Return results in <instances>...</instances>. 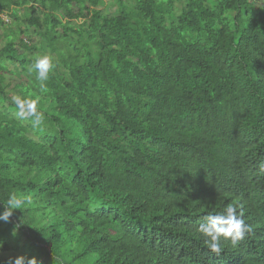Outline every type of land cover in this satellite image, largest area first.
I'll list each match as a JSON object with an SVG mask.
<instances>
[{"label": "trees", "instance_id": "16d2710c", "mask_svg": "<svg viewBox=\"0 0 264 264\" xmlns=\"http://www.w3.org/2000/svg\"><path fill=\"white\" fill-rule=\"evenodd\" d=\"M104 3L0 0V202L31 198L15 236L0 223V253L264 264V0H116L114 15ZM43 53L55 68L40 93L28 69ZM14 91L83 137L10 117ZM229 204L251 231L217 254L199 225Z\"/></svg>", "mask_w": 264, "mask_h": 264}, {"label": "clouds", "instance_id": "9594fccd", "mask_svg": "<svg viewBox=\"0 0 264 264\" xmlns=\"http://www.w3.org/2000/svg\"><path fill=\"white\" fill-rule=\"evenodd\" d=\"M55 68L54 57L49 53L38 54L31 62L28 71L34 73V81L39 83L40 93L47 90L46 82L50 73ZM40 97L28 98L21 94H13L10 103L15 107V116L20 120H30L33 128H38L45 120V113L39 109ZM260 170L264 171V164ZM31 203V198L15 191L9 192L6 202H0V223L12 224V234L15 236L23 226L19 217L15 220L17 210L23 205ZM199 230L205 237L204 243L214 253L222 250V241L230 240L236 244L251 231V227L244 219L243 205L229 204L222 212L204 217V222L199 225ZM3 242L0 241V248ZM6 264H40L37 257L27 258L23 255L9 256Z\"/></svg>", "mask_w": 264, "mask_h": 264}, {"label": "rangeland", "instance_id": "374dc122", "mask_svg": "<svg viewBox=\"0 0 264 264\" xmlns=\"http://www.w3.org/2000/svg\"><path fill=\"white\" fill-rule=\"evenodd\" d=\"M105 3L103 5V7H101V10L104 11L105 14H108V15H114L117 13L118 11V8L115 6L116 4V0H104ZM23 13V12H22ZM0 46H2V42H0ZM20 94V91H14V92H11L9 98L11 99V96L13 94ZM40 104V103H39ZM46 110L47 112H44L45 113V116H48V118L50 119H55L58 121V127L59 128H62L63 130H69V137L71 139H74V138H80V137H83V134H82V130L81 128L74 124L72 121L66 119L65 115L63 113H57L55 110H53V108L51 109H48L46 107ZM0 113H5V110L4 108L0 105ZM10 117H16L15 116V113L11 114ZM17 118V117H16ZM20 120V119H19ZM26 124V123H24ZM49 126L48 123H46V126H43V128H45L44 131H42L43 134H52L53 131L51 132V130H46V127ZM50 129H53V127L51 126ZM41 133V132H40ZM31 137L35 140H40V137L41 136H36L34 133L31 135ZM9 256H17V254H15L14 252H8V253H5V254H1L0 253V262L1 263H5L4 260H6ZM42 262V261H41ZM73 264H79V263H73ZM81 264H87L86 263H81Z\"/></svg>", "mask_w": 264, "mask_h": 264}]
</instances>
